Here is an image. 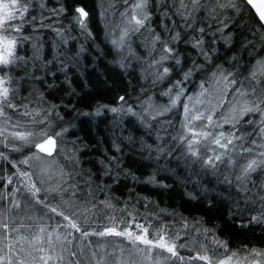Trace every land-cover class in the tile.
Wrapping results in <instances>:
<instances>
[{
	"label": "snow or ice",
	"instance_id": "obj_1",
	"mask_svg": "<svg viewBox=\"0 0 264 264\" xmlns=\"http://www.w3.org/2000/svg\"><path fill=\"white\" fill-rule=\"evenodd\" d=\"M229 226L264 231V0H0V264H264Z\"/></svg>",
	"mask_w": 264,
	"mask_h": 264
},
{
	"label": "trees",
	"instance_id": "obj_2",
	"mask_svg": "<svg viewBox=\"0 0 264 264\" xmlns=\"http://www.w3.org/2000/svg\"><path fill=\"white\" fill-rule=\"evenodd\" d=\"M83 2L89 7L93 8L94 4L99 3V0H83ZM97 9H94V14L96 13ZM93 31L99 34L100 40H104V30H103V24L99 21V17H96L95 22L92 25ZM103 47V45H101ZM20 55H31V49L27 45H21L20 46ZM17 74H22V71H18ZM131 91V89H129ZM16 155V154H14ZM166 174L160 173L158 176L159 178H163ZM169 185H173V181L171 179H168L166 181ZM132 185L129 184V187ZM136 192L141 193L142 195H147L152 198L153 201H156L159 203L160 207L162 208H168V209H177L179 211L184 212L186 216L190 215H200L202 214V211L198 210L196 206V202L193 201L191 205L186 204L184 202V199L181 198V193L183 192V187L180 185H173L171 188L165 189V188H159V187H144L142 185H136ZM189 188H191V185H188ZM119 195V193H117ZM135 195V193L133 194ZM140 212L144 213V208L141 205H139ZM150 209H152V206L150 205ZM155 210V209H152ZM163 215V214H162ZM164 220H170L171 217L164 216ZM151 219V217H149ZM141 222H143V219H141ZM160 223L159 221H155L153 226H156V224ZM221 227H223V223L221 222ZM225 233L230 238V244L231 247L240 249L241 252L244 251L240 246L242 244H250V245H257V246H264V231H261L260 229H256L255 231H247L240 229L238 226H229L225 229Z\"/></svg>",
	"mask_w": 264,
	"mask_h": 264
},
{
	"label": "rangeland",
	"instance_id": "obj_3",
	"mask_svg": "<svg viewBox=\"0 0 264 264\" xmlns=\"http://www.w3.org/2000/svg\"><path fill=\"white\" fill-rule=\"evenodd\" d=\"M96 12H98V9L96 10ZM109 18H111V17H109Z\"/></svg>",
	"mask_w": 264,
	"mask_h": 264
}]
</instances>
